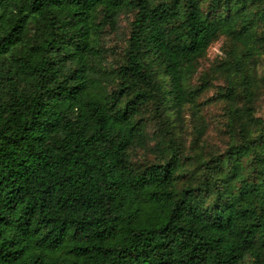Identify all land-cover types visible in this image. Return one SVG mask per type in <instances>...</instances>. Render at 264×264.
Listing matches in <instances>:
<instances>
[{
	"label": "trees",
	"instance_id": "trees-1",
	"mask_svg": "<svg viewBox=\"0 0 264 264\" xmlns=\"http://www.w3.org/2000/svg\"><path fill=\"white\" fill-rule=\"evenodd\" d=\"M263 98L264 0H0V264H264Z\"/></svg>",
	"mask_w": 264,
	"mask_h": 264
},
{
	"label": "rangeland",
	"instance_id": "rangeland-1",
	"mask_svg": "<svg viewBox=\"0 0 264 264\" xmlns=\"http://www.w3.org/2000/svg\"><path fill=\"white\" fill-rule=\"evenodd\" d=\"M121 32H122V28H125L126 25H127V20H126V17L125 15H123L121 17ZM122 37V38H121ZM122 39H123V36L121 34H119V38H116V40L118 42H122ZM220 46H221V42L215 44L210 50H209V53H208V58H206L205 60V65H207L210 61H212L216 55H218L220 53ZM213 92L210 93V95L212 94ZM217 111L216 109H212L211 113L212 114H215ZM259 114H264V98H263V101L261 103V108L259 110ZM213 134V138L214 140H217V137H216V133H212Z\"/></svg>",
	"mask_w": 264,
	"mask_h": 264
}]
</instances>
